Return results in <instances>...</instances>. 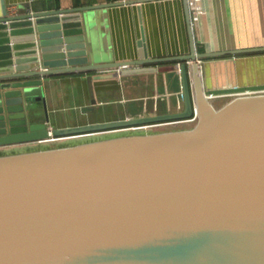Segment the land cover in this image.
<instances>
[{"label":"water","instance_id":"1","mask_svg":"<svg viewBox=\"0 0 264 264\" xmlns=\"http://www.w3.org/2000/svg\"><path fill=\"white\" fill-rule=\"evenodd\" d=\"M147 1L0 17V147L38 145L0 151V264H264V83L208 87L201 69L264 46L197 51L183 0L190 53L103 57L94 12L137 3L142 18ZM164 61L181 63L182 110L51 124L54 76L119 79ZM97 103L81 110L98 112Z\"/></svg>","mask_w":264,"mask_h":264},{"label":"crops","instance_id":"2","mask_svg":"<svg viewBox=\"0 0 264 264\" xmlns=\"http://www.w3.org/2000/svg\"><path fill=\"white\" fill-rule=\"evenodd\" d=\"M107 1L113 0H0V17L27 10ZM191 12L197 51L264 46V0H191ZM97 16L103 18V26L97 19L100 45L105 43L113 60L137 58L142 48H146L151 57L191 52L183 0L143 2L142 18L137 3L110 6L103 9L101 15L97 13ZM178 63L164 61L158 63V71L119 79H96L94 72L56 75L52 83L59 85L58 89L64 90L48 101L50 87L47 89V108L51 124L71 125L87 119L105 120L131 114L180 111L184 108V99ZM201 69L208 87L264 83V51L209 57L201 62ZM88 79L98 81L96 85L100 89L104 88V91L99 89L100 93H97L94 90L88 95L87 88L83 87ZM72 87L75 89H68ZM110 94H114L113 100L109 97ZM74 95H79L74 107L80 113L73 119L63 118L59 104L66 97ZM227 96L230 97L224 95L220 98ZM93 98H97V106L102 108L98 112L84 113L82 106L91 104ZM105 104H108V109L104 108ZM217 104H221V101L218 100ZM41 115L44 116L45 113ZM34 145L36 144L22 143L0 149L24 150Z\"/></svg>","mask_w":264,"mask_h":264},{"label":"rangeland","instance_id":"3","mask_svg":"<svg viewBox=\"0 0 264 264\" xmlns=\"http://www.w3.org/2000/svg\"><path fill=\"white\" fill-rule=\"evenodd\" d=\"M100 11V12H99ZM101 11L103 12V9H98V10H96V12L99 14V15H101ZM94 17L95 18H91V20H90V23H91V26H90V29H91V33L93 34V36H96L97 37V41H96V43L95 44H97L96 46H98V47H100L101 48V54L103 55V57L105 56V57H109V55H110V52H109V49H108V47H105V48H103V46H106L105 45V43L103 44V46H101L100 45V37H99V28H98V26H99V23H98V21H97V19L98 20H100V24H102V26H103V18L102 17H98L96 14H95V12H94ZM103 32H104V29H103ZM98 35V36H97ZM102 37L104 38V36H103V33H102ZM98 38H99V41H98ZM105 41V40H104ZM106 42V41H105ZM98 47H96V49H97V51H98ZM107 48V49H106ZM104 49H106L107 50V53L106 52H104ZM108 52H109V55H107L108 54ZM97 57H99V55H97ZM110 58V57H109ZM153 78H154V76H152ZM86 83L84 84V88H87V93H88V95L89 94H91V92L92 91H96L97 93H100V90L101 91H104V88H102V89H100V88H98V86L96 85V84H98L99 82L98 81H95V80H91V79H88V81H85ZM49 86H50V91H49V93H48V101L51 99V97L53 96V95H56L57 93H59V92H62V90H64V88H61V89H58L59 87V85H57L56 83L54 84V83H52V84H49ZM62 87V86H61ZM76 87H78V86H76ZM119 87V86H118ZM49 88V87H48ZM69 90H74L75 88L74 87H72V88H68ZM79 89V88H78ZM100 89V90H99ZM77 90V89H76ZM106 90V89H105ZM78 92V91H77ZM110 92H112V91H110ZM110 98H111V100H113L115 97H114V94H110V96H109ZM78 98H79V95H74V96H69V97H66L65 99H63L61 102H60V104H59V107H60V109H59V111H60V113H61V115H62V117L63 118H71V119H73V118H75L76 117V114H79L80 112V110H78L77 109V107H74V105H75V103L76 102H78ZM229 97L227 96V97H225V98H219L218 100L219 101H221V103H223L224 101H226L227 99H228ZM113 103V102H112ZM111 103V104H112ZM113 105V104H112ZM105 107L104 108H106V109H108L109 107H108V104H105L104 105ZM37 108H38V106H37ZM38 111H39V113H40V115L44 112L43 111V109L41 108V110H40V108H38ZM182 126V125H181ZM173 127H175L174 125H169V126H164V127H161V128H154V129H166V128H173ZM153 129V130H154ZM32 147H38V145H34V146H32ZM0 151H1V149H0ZM9 151H11V150H9Z\"/></svg>","mask_w":264,"mask_h":264},{"label":"flooded vegetation","instance_id":"4","mask_svg":"<svg viewBox=\"0 0 264 264\" xmlns=\"http://www.w3.org/2000/svg\"><path fill=\"white\" fill-rule=\"evenodd\" d=\"M133 132L134 130L132 129H126L124 130V132ZM116 132H123V130L121 131H115V132H101V133H98V134H94V135H89V136H84V137H78V138H73V139H69L67 141L69 142H76V141H84V140H88V139H95V138H99V137H103V136H107V135H111L113 133H116Z\"/></svg>","mask_w":264,"mask_h":264},{"label":"built area","instance_id":"5","mask_svg":"<svg viewBox=\"0 0 264 264\" xmlns=\"http://www.w3.org/2000/svg\"><path fill=\"white\" fill-rule=\"evenodd\" d=\"M179 66H181V63H178Z\"/></svg>","mask_w":264,"mask_h":264}]
</instances>
